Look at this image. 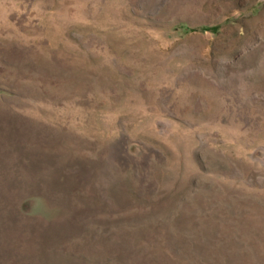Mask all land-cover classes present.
<instances>
[{
  "label": "rangeland",
  "instance_id": "obj_1",
  "mask_svg": "<svg viewBox=\"0 0 264 264\" xmlns=\"http://www.w3.org/2000/svg\"><path fill=\"white\" fill-rule=\"evenodd\" d=\"M0 264H264V0H0Z\"/></svg>",
  "mask_w": 264,
  "mask_h": 264
}]
</instances>
